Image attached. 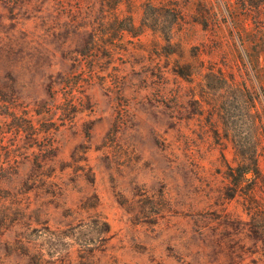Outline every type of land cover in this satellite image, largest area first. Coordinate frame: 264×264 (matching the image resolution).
<instances>
[{
	"label": "rangeland",
	"instance_id": "obj_1",
	"mask_svg": "<svg viewBox=\"0 0 264 264\" xmlns=\"http://www.w3.org/2000/svg\"><path fill=\"white\" fill-rule=\"evenodd\" d=\"M0 264H264V0H0Z\"/></svg>",
	"mask_w": 264,
	"mask_h": 264
},
{
	"label": "trees",
	"instance_id": "obj_2",
	"mask_svg": "<svg viewBox=\"0 0 264 264\" xmlns=\"http://www.w3.org/2000/svg\"><path fill=\"white\" fill-rule=\"evenodd\" d=\"M246 154V155H245ZM243 154L244 158L241 161H238L236 165H228L229 175L235 178V187L238 186L240 178H246L247 174L258 173V158L256 152L251 149L249 153ZM234 170L236 173H234Z\"/></svg>",
	"mask_w": 264,
	"mask_h": 264
}]
</instances>
